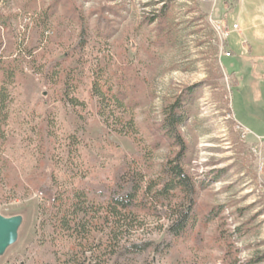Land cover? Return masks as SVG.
I'll use <instances>...</instances> for the list:
<instances>
[{
	"label": "rangeland",
	"instance_id": "1",
	"mask_svg": "<svg viewBox=\"0 0 264 264\" xmlns=\"http://www.w3.org/2000/svg\"><path fill=\"white\" fill-rule=\"evenodd\" d=\"M244 1L238 22L258 24L249 44L222 34L213 0H0V214L23 219L0 264L71 259L73 237L49 246L50 212L38 187L52 179L61 187L112 185L138 156L147 159L146 175L156 176L179 152L161 136L164 108L188 88L179 132L196 186L191 231L172 240L167 218H148L118 245L171 241L165 253L117 247L110 254L97 246L106 238L98 228L78 264H264V140L243 134L233 116L236 84L220 60L228 51L239 62L242 46L264 54V0ZM255 8L260 14L251 18ZM97 79L132 102L137 136L104 125L91 95ZM244 110L243 120L264 119V104L248 99Z\"/></svg>",
	"mask_w": 264,
	"mask_h": 264
},
{
	"label": "trees",
	"instance_id": "2",
	"mask_svg": "<svg viewBox=\"0 0 264 264\" xmlns=\"http://www.w3.org/2000/svg\"><path fill=\"white\" fill-rule=\"evenodd\" d=\"M167 6L166 3L161 7L160 14L158 13L160 16L153 13L147 19L151 22L158 16L162 18L157 25L159 31L160 24L166 17ZM6 72L10 79L13 70L8 68ZM103 86L98 79L94 81L91 95L96 97L97 114L104 125L115 132L137 136L138 128L132 115V102L125 93L118 91L109 94V89H103ZM190 94L191 88H188L164 108V117L159 128L161 136L179 146V152L166 158L156 176L146 175L144 168L147 166V159L138 156L132 158L131 163L118 172L112 185L79 184L61 187L52 179L38 187L37 191L42 195L50 212L52 239L49 246L53 247V241L59 238L73 237L74 252L71 259L62 253L47 260H38L34 264H78L83 253L92 248L98 228L106 238L104 241L100 240L97 246L104 252L109 249L110 254L117 247L120 254L142 252L149 247L158 254L165 253L171 241L153 243L140 239L130 241L129 245L123 247L118 245L127 234L145 227L148 218H167V233L172 240L191 231L195 220L196 186L184 168L185 147L179 132V127L187 116L183 108L184 100L190 98ZM115 110H121V113L117 114ZM106 229L109 230L105 232ZM255 262L256 259H251L244 264Z\"/></svg>",
	"mask_w": 264,
	"mask_h": 264
},
{
	"label": "crops",
	"instance_id": "3",
	"mask_svg": "<svg viewBox=\"0 0 264 264\" xmlns=\"http://www.w3.org/2000/svg\"><path fill=\"white\" fill-rule=\"evenodd\" d=\"M213 2L214 7H216V9L213 7V15L221 21L223 28H225L228 32L226 38L235 33L243 41V43H248V37L253 34L250 30L258 28V24H255V26L246 24L242 27V25L238 22L237 18L239 16L241 17V15L246 12L245 1L213 0ZM251 4H254L253 1H251ZM255 9V11L252 9L251 14H249L251 18H255L257 14H260V11L257 8ZM261 11L263 12V9H261ZM233 24L237 25L235 29L232 28ZM254 32V35H257V37L260 38L258 32ZM253 51L254 50L250 47L243 48L242 46L239 55H243V59L239 58V62L232 59L233 56H226L225 54L220 56V60L223 68L227 71L229 70L231 74H233L234 83L236 84L235 89H233L230 93L233 116H235L236 120L249 132L253 133V135L259 137L261 141H263L264 119H257L256 117L255 121L243 120L245 117L244 109L246 100L249 99L254 103L264 104V71L256 72L259 64H261V69L264 70V54H254ZM247 124L253 125L254 129L252 130Z\"/></svg>",
	"mask_w": 264,
	"mask_h": 264
},
{
	"label": "water",
	"instance_id": "4",
	"mask_svg": "<svg viewBox=\"0 0 264 264\" xmlns=\"http://www.w3.org/2000/svg\"><path fill=\"white\" fill-rule=\"evenodd\" d=\"M22 220L21 215L6 217L0 214V256L16 241Z\"/></svg>",
	"mask_w": 264,
	"mask_h": 264
},
{
	"label": "built area",
	"instance_id": "5",
	"mask_svg": "<svg viewBox=\"0 0 264 264\" xmlns=\"http://www.w3.org/2000/svg\"><path fill=\"white\" fill-rule=\"evenodd\" d=\"M236 27H237L236 24H233V25H232V28H233V29H235ZM222 34H223L225 37L227 36L228 32L226 31L225 28H223ZM224 54H225L226 56H229V55H230V53H229L228 51L225 52ZM238 128H240L239 125H238ZM247 131H248L247 129H246L245 131H243V134H245Z\"/></svg>",
	"mask_w": 264,
	"mask_h": 264
}]
</instances>
